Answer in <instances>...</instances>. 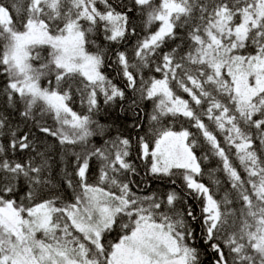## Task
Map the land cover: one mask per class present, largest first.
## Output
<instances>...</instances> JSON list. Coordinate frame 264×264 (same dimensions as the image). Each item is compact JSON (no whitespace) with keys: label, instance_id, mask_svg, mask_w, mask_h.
<instances>
[{"label":"snow or ice","instance_id":"snow-or-ice-1","mask_svg":"<svg viewBox=\"0 0 264 264\" xmlns=\"http://www.w3.org/2000/svg\"><path fill=\"white\" fill-rule=\"evenodd\" d=\"M0 264H264V0H0Z\"/></svg>","mask_w":264,"mask_h":264},{"label":"trees","instance_id":"trees-1","mask_svg":"<svg viewBox=\"0 0 264 264\" xmlns=\"http://www.w3.org/2000/svg\"><path fill=\"white\" fill-rule=\"evenodd\" d=\"M76 110L79 111V107H78V106H77ZM137 179H139V178H137ZM142 187H143V186H142ZM157 187H158V185H157Z\"/></svg>","mask_w":264,"mask_h":264}]
</instances>
